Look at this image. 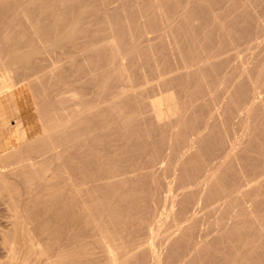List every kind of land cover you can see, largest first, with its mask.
Masks as SVG:
<instances>
[{
    "label": "bare ground",
    "instance_id": "6f19581e",
    "mask_svg": "<svg viewBox=\"0 0 264 264\" xmlns=\"http://www.w3.org/2000/svg\"><path fill=\"white\" fill-rule=\"evenodd\" d=\"M0 126V264H264V0H0Z\"/></svg>",
    "mask_w": 264,
    "mask_h": 264
},
{
    "label": "rangeland",
    "instance_id": "374dc122",
    "mask_svg": "<svg viewBox=\"0 0 264 264\" xmlns=\"http://www.w3.org/2000/svg\"><path fill=\"white\" fill-rule=\"evenodd\" d=\"M28 92L26 91L22 95L19 96V97L22 98V100H21V102H22L21 103V105H22V112H21V114H18L17 113L16 115L15 114L13 115L12 113H14V112H12V113L10 112L9 115L12 114L13 116L10 115L9 121L11 120L10 122H14V121H16V118H19V117L23 118L24 123L26 124V126H28V128H31V130H32V136H31V139H32V138L36 137V134H38L39 132H41V129H42L41 128L42 127L41 124L42 123H40L41 122V120H39L40 116H39V113L37 111V106L34 103L35 99L33 98L32 94L30 95V92L29 93ZM101 94H102V91L100 90L99 93H98V95H99L98 98L101 96ZM0 129H1V126H0ZM4 138L5 137H2L0 139H4ZM7 138H8V142H10L9 143L10 145H16V146H18L20 144V141L19 140H18L19 141V144H18V141H17V138L16 137L13 138V137H10V135H8ZM0 154H1V151H0ZM7 199L6 198L2 199V201L4 203L0 200L1 201L0 202V216L2 215V217H0V225L1 226L4 225L5 223H8L9 220H10V219L8 220V218L10 217V214L7 216V214L10 213V206L8 205ZM6 206H9V207L7 208ZM6 212H8V213L6 214ZM6 216L8 218H6ZM4 219H6L8 222H4V221H6Z\"/></svg>",
    "mask_w": 264,
    "mask_h": 264
}]
</instances>
